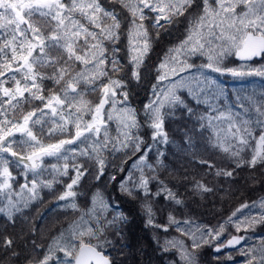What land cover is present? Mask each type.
<instances>
[{
  "label": "snow or ice",
  "instance_id": "1",
  "mask_svg": "<svg viewBox=\"0 0 264 264\" xmlns=\"http://www.w3.org/2000/svg\"><path fill=\"white\" fill-rule=\"evenodd\" d=\"M181 18L183 38L152 66L153 98L138 111L128 87L145 78L155 45ZM229 57L242 63L230 67ZM254 57H264V0H0V216L7 221L0 226V252L20 264H121L126 245L117 243L130 214L99 188L82 207V182L89 178L105 187L116 182L139 205L146 226L186 238L160 245L162 253L177 257L167 264H200L206 246L220 253L241 245L245 236L220 238L227 225L237 232L264 225V197L215 226L188 213L192 201L215 195L219 179L235 182L245 169L249 181L259 179L258 170L264 176V91L241 90L229 103L228 91L212 75L264 77V64L249 63ZM193 105L207 107L200 113ZM176 111L195 117L180 150L203 171L166 182L160 146L174 143L165 124ZM117 154L124 157L119 166ZM57 185L63 190L56 201L73 219L40 244L24 210ZM249 208L259 211L244 216ZM158 214L164 223H157ZM18 221L19 230L8 234ZM240 254L245 264H264V237ZM233 260L228 254L224 264Z\"/></svg>",
  "mask_w": 264,
  "mask_h": 264
},
{
  "label": "trees",
  "instance_id": "2",
  "mask_svg": "<svg viewBox=\"0 0 264 264\" xmlns=\"http://www.w3.org/2000/svg\"><path fill=\"white\" fill-rule=\"evenodd\" d=\"M184 30L185 21L181 18L180 23L172 27L169 34L165 35L161 41L155 45L154 51L150 54V71L145 75V78L139 83L133 81L129 85V103L138 111L142 110L143 106L153 98L152 85L156 84L157 81L154 79L156 71L152 66L159 62V59L163 57L164 52L169 46L177 43L183 38ZM121 39V55L126 56L127 52L125 49L127 42L124 37ZM196 62L199 63V61ZM227 63L228 66L232 67L242 62L237 57H229ZM249 63L253 66H259L260 64H264V57L250 61ZM212 75L215 76L220 84L228 91L231 97L228 101L229 103L235 99L236 95L240 94L241 90L245 92L255 91L257 93L264 91V77L248 76L236 78L230 75H220L216 73H212ZM89 98L91 99V97ZM193 107L198 108V111L203 113L207 106L193 105ZM194 120V116L189 118L186 113L176 111L175 116L166 121L165 128L169 133V138L171 141H174V143H170L169 145L160 146V150L165 153V156L161 158L163 159L165 167L160 169V178L164 179L166 182L174 178L182 180L185 171H203L201 166L193 163L189 159L186 151L180 150L183 143L181 137L186 129L193 126ZM110 124L113 129L112 135H115V121L110 122ZM140 134L144 136L146 141L151 142L147 129H142ZM149 156L151 158L150 162L154 163L156 159L155 150L149 153ZM205 158H207V154H205ZM123 159V156L117 154L115 157L116 165L119 166ZM134 160L135 157L128 160L127 164L123 166L126 169L130 168ZM48 162L55 163L56 161L50 160ZM109 174H115V172L110 169ZM120 175H123V173ZM248 175L249 172L245 169L238 174L235 182L219 179L217 183L220 185V189L216 191L215 195L206 196L203 200L192 201L190 203L191 211L188 215L194 218L199 224L215 226L226 220L232 212L240 207V205L245 203L251 205L254 201L258 202L264 197V176H261L258 170L256 176L259 179L256 182H252L246 179ZM66 179L67 178H65V180ZM117 179H119V176ZM102 180L107 181V175L102 178ZM97 188L104 193L106 198L111 199L117 209L129 212L130 214L131 222L125 226L124 239L117 243L118 248L121 247V245H126V247L123 248V255L120 256L121 264H167V261L177 259V257L170 253H162L160 251V245L163 244L165 239H172L178 233L174 232V229H169V231L165 233L163 230H156L146 226L143 214L138 210L139 205L130 202L129 198L119 191L116 182H108L107 187H105L103 182H97L91 178L86 182H82L81 191L85 193V196L79 200L82 207L85 206L87 200ZM62 190V187L59 185L55 186L53 191L44 190L42 192V201H33L30 206L24 210V216L28 217L38 229L37 235L32 238L36 239L40 244L47 245L51 237L57 235L62 228H66L68 222L73 219V213L63 208L62 202L56 201V195ZM180 191H184V189L181 188ZM163 204V200L158 201V205ZM257 211H259L258 208L244 209L243 215H252ZM177 215L179 218L181 214L177 213ZM237 216L241 219L243 218L240 213H238ZM164 222L165 219L158 214L157 223ZM6 223L7 221L5 218L0 216V226L6 225ZM19 227V221L15 229L9 225L7 230L8 234L18 231ZM226 228L227 231L220 238L221 243L225 242L230 236L240 235L246 237L245 244L248 243L246 246H251L257 244L260 238L264 237V225H258L247 232H237L232 225H227ZM157 241H159V243ZM242 247L243 246H241V248ZM241 248L225 249L220 253H216L212 247L206 246L201 250L199 258L200 264H218V260L219 264H224L225 256L228 254H230L234 260L228 261L227 264H245L246 257L240 254ZM140 252L144 253L145 256L143 255V257H140ZM114 254L119 255L118 253ZM163 255H166V259L162 257ZM160 258L162 260H160ZM0 264H20V261H10L8 256L0 252Z\"/></svg>",
  "mask_w": 264,
  "mask_h": 264
},
{
  "label": "rangeland",
  "instance_id": "3",
  "mask_svg": "<svg viewBox=\"0 0 264 264\" xmlns=\"http://www.w3.org/2000/svg\"><path fill=\"white\" fill-rule=\"evenodd\" d=\"M61 204H63V202H62ZM170 231H171V230H170ZM174 232L178 233L177 231H174ZM176 236H177L178 238H183V239H185L184 237H181L180 233L176 234L175 237H176ZM246 245H248V243L245 244V241H243V242L241 243V245L238 246V248H241V246H243V247H248V246H246ZM139 247H140V246H139ZM140 249H141V247H140ZM144 250H145V247H144ZM143 255L145 256L144 253L140 252V257H143ZM165 256H166V255H163L162 257H164V258L166 259ZM209 258H210V257H209ZM220 258H222V257H220ZM210 259H211V258H210ZM160 260H162V259L160 258ZM163 260H164V259H163Z\"/></svg>",
  "mask_w": 264,
  "mask_h": 264
},
{
  "label": "water",
  "instance_id": "4",
  "mask_svg": "<svg viewBox=\"0 0 264 264\" xmlns=\"http://www.w3.org/2000/svg\"><path fill=\"white\" fill-rule=\"evenodd\" d=\"M261 58H262V57H254L253 60L261 59ZM238 59H239V58H238ZM253 60H252V61H253ZM229 238H230V237H229ZM229 238H228V239H229ZM242 242H243V241H242ZM242 242H241V243H242ZM238 246H239V245L235 246V248H237ZM235 248H228V249H235ZM223 250H225V249H222V251H223Z\"/></svg>",
  "mask_w": 264,
  "mask_h": 264
}]
</instances>
